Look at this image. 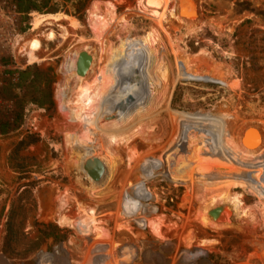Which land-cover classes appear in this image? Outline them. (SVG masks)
Wrapping results in <instances>:
<instances>
[{"label": "rangeland", "instance_id": "rangeland-1", "mask_svg": "<svg viewBox=\"0 0 264 264\" xmlns=\"http://www.w3.org/2000/svg\"><path fill=\"white\" fill-rule=\"evenodd\" d=\"M197 3L188 30L177 0H50L47 11L0 0L15 7L19 35L12 58L0 47L1 64L53 76L49 107L27 103L43 100L27 82L0 90L12 103H0V264H264V191H244L247 181L258 187V176L264 187V0ZM29 34L42 42L35 59L16 51ZM141 38L145 55L131 77L145 97L120 113L119 139L101 111L123 83L125 51L135 52ZM81 50L99 64L71 95L65 56ZM86 88L95 117L77 126L88 129L81 141L83 133L94 138L91 156L68 144L82 126L69 127L56 95L74 99ZM90 158L104 168L98 183L81 167ZM226 189L241 196L242 209L216 223L208 212L222 204L208 203ZM12 203L22 236L8 256L1 247ZM87 213V232L58 224Z\"/></svg>", "mask_w": 264, "mask_h": 264}, {"label": "bare ground", "instance_id": "bare-ground-1", "mask_svg": "<svg viewBox=\"0 0 264 264\" xmlns=\"http://www.w3.org/2000/svg\"><path fill=\"white\" fill-rule=\"evenodd\" d=\"M177 1H178V7H179V17L182 19V21L184 23L183 24L184 26H182V28L186 27V29L188 28V30L192 29L196 25V21H197L198 14H199V8H198L197 0H177ZM173 12L175 14L176 10L174 9ZM98 17L99 16H97V21H98ZM99 21L101 22V20H99ZM94 24H96V23L94 22ZM100 25L101 24H99V26ZM94 26H96V25H94ZM104 29H106V25H105ZM16 37H18V36H16ZM53 38H54V34L51 32V34H49V39H47V41H51V40H53ZM17 43H18L17 47L19 50L16 48V51L17 52L19 51V54L21 53L22 57L26 56V57H28V59H33V58L35 59V55L39 54L42 51V46H41L42 42L38 38L37 34H29V35L23 36V37L19 38ZM145 43H147V38H146V40L145 39L143 40L141 38L139 40V47L135 52L129 54V53H126V51H125L124 63L127 62V65H122V67H121V75L123 77V83L120 85V87L116 91L113 92L111 89V91L108 93V95L105 96V99H104V104L102 107L103 110L101 112H103L105 114L107 112V115L110 119V122L112 121L115 124L111 128V133L114 134L115 136H118L119 139L125 138V137H123L124 134L122 137L118 135L119 131H121V132L125 131L124 128H122L125 126V124L123 125V123L121 122L120 113L126 107L140 103L145 97L144 88L140 87L137 84L136 80L131 77V71L134 69V67L136 65L141 63L143 58H144L145 47H146ZM81 51H84L85 53H87L90 56V61H89L88 67H87L84 75L83 76H77L75 74V62H76L78 53H80ZM81 51L68 52V54H66V56H65V62H64V66H63L64 72H65V74L67 72L66 75H67L68 79L72 80L74 82V88H72V90L69 92V93H71V95L73 92H75V93L79 92L80 89H83L84 86L86 84H88L89 77L91 76V74H93V71L95 69H97L96 67L99 64L98 56L92 55L93 53L90 54L86 50H81ZM114 86H116V85H114ZM87 87H90V86H87ZM62 89H63V86H62ZM56 95H57V100H58V102H57L58 110L63 112L64 117L66 118L67 122L69 123V127H71V128L77 127L76 129L79 130L78 127L82 126V128L79 131L77 130L78 131L77 133H74L73 131H72L73 133L72 132L68 133V135L66 136L68 144L71 147H77V146L82 147L83 146L85 156L93 155L95 153L94 149L96 148V144L94 143L93 136L90 135V137H89V133H86V134L83 133L84 135H86L85 136L86 140L81 141V139H83L84 137H82L80 139L81 136H79L78 133L81 134V132H83V131L88 132V129L83 124L77 126L78 124L84 123L86 120L95 117L94 115H92L93 113L91 112V105H90L91 94H90V91H88V89L86 88V90L84 89L83 92H81L79 95H77L76 98H74V99H70L69 96L66 97V95H64L63 90H58L56 92ZM121 125H123V126H121ZM142 127L143 126H141V128H140L141 130H142ZM142 132H144V130H142ZM247 134H248V135H246L247 137H245V139H244L246 143L250 142L254 136L253 131H251ZM183 137H184V135H183ZM189 142L190 141H188V143ZM201 160H202V158H201ZM205 167H206V165H205ZM221 184H225V183L222 182V183H219L218 185H221ZM225 186H226V184H225ZM217 202L222 204V205L225 204L227 206H226V210L224 212H222V214H220V216L216 219V221H214L216 223H219L223 219H226V217L229 215H232V213L237 214L239 209L241 208V196L239 194H229V193L227 194V189L224 191V193H222V195H220L218 198H213L208 204L211 205V204H214ZM63 220L64 219H59L58 224H60L61 226H65V227H66V225L70 226L71 228H73L74 230H77V231H85L86 227L88 225V213L86 215H83L79 220H75L72 222L70 221L67 223V222H63ZM85 232H87V230ZM157 256L160 257L159 255H157Z\"/></svg>", "mask_w": 264, "mask_h": 264}, {"label": "trees", "instance_id": "trees-1", "mask_svg": "<svg viewBox=\"0 0 264 264\" xmlns=\"http://www.w3.org/2000/svg\"><path fill=\"white\" fill-rule=\"evenodd\" d=\"M25 1V7H23L24 11H28V10H32V11H42L45 10L47 11L49 9V2L50 0H24ZM16 6L18 7V9H21V0H16ZM203 50H199L197 53H202ZM177 55V54H176ZM18 77V82L15 85V87H20V85H22V83L27 82L29 84V87L31 88V92H38V95L40 96V98H43V100L41 99H35L34 97H29L27 100V103L36 105L38 107H42L43 105H46L47 107H49L51 105V101H50V94L48 91V87L53 79L52 75H48L47 72L41 73V72H37L34 69L28 68L25 69L22 72H18L17 74ZM30 77V79H28ZM39 78V83L35 86L34 85V81ZM28 137H26L27 139ZM29 139V138H28ZM32 143L31 141H28L26 144ZM23 144V141H20L18 143V146ZM258 183V187L257 188H253L251 186L250 183L245 184L244 187V191H249L251 190L252 192H256V193H262L264 191V187L263 185H261L262 182V178L258 176V178L254 181V183ZM28 185H24L22 187L25 186H29ZM15 207L12 204H10V207L7 211V214L5 216V222H4V238H3V242H2V247H1V251L2 253H6L8 256H10V252L8 251L9 245L11 243L16 242L17 240V236H22V235H18V225L20 223L19 221H16L17 215L15 214ZM60 237L57 235H54L52 237L53 242H56Z\"/></svg>", "mask_w": 264, "mask_h": 264}, {"label": "built area", "instance_id": "built-area-1", "mask_svg": "<svg viewBox=\"0 0 264 264\" xmlns=\"http://www.w3.org/2000/svg\"><path fill=\"white\" fill-rule=\"evenodd\" d=\"M15 7H4L0 5V47L7 50L8 57H11L12 52H14V44L16 36H19L14 31V19H15ZM0 48V49H1ZM2 60V53L0 52V61ZM15 67L10 63L8 65L1 64L0 62V90L6 86L14 88L18 82L17 74L14 72ZM0 103L10 109L12 106L11 101H6L1 99ZM207 126V125H203Z\"/></svg>", "mask_w": 264, "mask_h": 264}, {"label": "water", "instance_id": "water-1", "mask_svg": "<svg viewBox=\"0 0 264 264\" xmlns=\"http://www.w3.org/2000/svg\"><path fill=\"white\" fill-rule=\"evenodd\" d=\"M90 61V56L85 53L84 51H81L78 53L76 62H75V74L77 76H83L88 64ZM82 170L86 174L87 178L94 183H98V181L103 177L104 175V168L101 164V162L96 158H90L85 161H83ZM226 210L225 205H221L216 207L215 209H212L208 212V216L212 221H216V219Z\"/></svg>", "mask_w": 264, "mask_h": 264}]
</instances>
